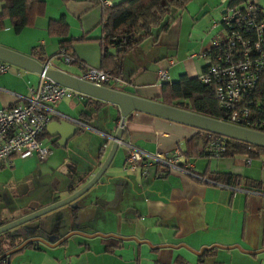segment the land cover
I'll return each instance as SVG.
<instances>
[{"label":"crops","instance_id":"obj_1","mask_svg":"<svg viewBox=\"0 0 264 264\" xmlns=\"http://www.w3.org/2000/svg\"><path fill=\"white\" fill-rule=\"evenodd\" d=\"M123 1L41 0L44 15L34 18L32 27L16 34L5 21L0 46L76 77L83 67L100 69L101 7ZM232 1L192 0L179 18L178 35L171 46L159 44V38L157 44L148 39L123 56L120 77L124 84L114 89L154 101L161 95L159 68L168 70L169 82L182 75L199 77L205 63L190 70L186 62L199 60L210 49L211 43L205 48L202 43L214 18L220 14L211 29L210 42L220 31L225 12L231 7L242 8L245 0L230 6ZM253 1L264 8V0ZM62 20L68 26L69 38L50 37L49 22ZM69 39L78 63L65 68L60 43ZM196 48L197 52L188 55L187 51ZM108 52L115 54L113 46ZM40 78L11 66L8 73L0 75V109L13 106L17 96L28 97ZM89 100L83 96L81 101L70 98L52 105L53 110L80 120L88 128L79 130L64 148L45 131L40 138L49 151L44 166H35L33 157L13 158L0 167L11 171L9 178L0 182V224L26 215L29 207L41 209L55 198H66L67 191L78 190L82 180L97 172L99 150L104 145L102 163L111 149L110 139L121 125V115L114 105H89ZM122 130L111 164L93 188L71 207L44 218L43 229L36 233L13 232L20 244L7 252L8 264H198L200 258L203 264H264V187L253 189L243 184L245 179L264 184V154L243 159L202 156L199 150L208 143L206 134L142 113L125 119ZM123 144L150 155L169 156L179 148L180 164L191 165V172L206 182L162 172L156 165L124 171ZM253 160L260 161V168L251 166ZM227 174L239 176L242 183L237 187L212 180ZM71 208L77 211L74 223Z\"/></svg>","mask_w":264,"mask_h":264},{"label":"built area","instance_id":"obj_2","mask_svg":"<svg viewBox=\"0 0 264 264\" xmlns=\"http://www.w3.org/2000/svg\"><path fill=\"white\" fill-rule=\"evenodd\" d=\"M220 24L221 29L212 37L210 49L201 55L205 65L199 82L213 90L219 108L227 117V121L223 122L264 133V117L260 111L253 110L252 104L248 106L244 103L264 77V8L253 0H245L242 8H229ZM63 60L67 65L73 63L70 57L63 56ZM168 64L172 66L173 62ZM10 68L11 65L0 63V75L8 73ZM82 69L77 78L96 87L114 89L124 84L120 76L109 72L88 67ZM157 78L162 84L168 83V70L159 68ZM70 98L83 100L81 94L41 76L38 85L30 89L28 97L17 96L13 106L0 109V167L7 165L13 158L37 157L40 161L46 160L49 151L40 137L54 120H65L79 129H87L80 120L53 110L52 105ZM226 140L218 136L211 137L200 148L199 154L210 158L222 157L226 151ZM123 145L126 148L124 171L134 172L156 165L162 172H176L201 183L206 182L191 172V165L180 164L179 148L167 156L150 155L131 144ZM246 163L250 164L251 160H246Z\"/></svg>","mask_w":264,"mask_h":264},{"label":"trees","instance_id":"obj_3","mask_svg":"<svg viewBox=\"0 0 264 264\" xmlns=\"http://www.w3.org/2000/svg\"><path fill=\"white\" fill-rule=\"evenodd\" d=\"M241 1L233 0L230 6L238 5ZM190 2L192 0H125L112 7L102 6L99 25L102 34L100 70L120 76L123 56L142 41L153 39V43L157 44L159 36L167 32L170 25L181 17ZM0 4L2 5L0 8V30L4 29L5 21H9L14 32L19 34L23 29L32 27L34 18L44 15V4L41 0H0ZM47 31L50 37L69 38L68 26L63 20L50 21ZM71 41L70 39L63 40L60 43V50L63 56L72 59V64H77L78 62L73 58L70 49ZM110 46H113L115 50L114 55H110L108 52ZM36 51L37 49H34L33 53ZM78 66L80 65L78 64ZM154 101L210 119L227 121L226 114L217 104L213 90L202 85L199 82V77L189 78L182 75L176 82L163 83L161 95ZM101 103L105 104L93 99L88 101L89 105ZM244 103L248 106L252 104V109L260 111V115L264 117V77L259 80L252 94ZM202 133L209 137L207 141L214 136L206 132ZM225 142L226 151L222 157L248 156L254 158L259 154H264L262 148L248 146L229 139ZM103 154L104 146L100 148L97 158L101 160ZM212 180L237 187L242 183V178L232 174L217 175ZM243 184L253 189L264 187L263 183L249 179H245ZM70 218L72 223L76 222V209L71 208ZM1 223L0 226L6 224V222ZM12 234L13 231L0 235V257L19 246V237L12 236ZM30 245L32 243L28 244V246ZM8 260V256L1 259V261H5L4 264H8ZM198 264H203L202 258L199 259Z\"/></svg>","mask_w":264,"mask_h":264},{"label":"water","instance_id":"obj_4","mask_svg":"<svg viewBox=\"0 0 264 264\" xmlns=\"http://www.w3.org/2000/svg\"><path fill=\"white\" fill-rule=\"evenodd\" d=\"M137 40H139V38H137ZM0 62L17 67L29 73L43 76L47 80L81 94L87 99H93L109 105H114L118 108L121 115V125L117 129L116 135L110 139L112 146L106 159L100 163V160L97 158V165L99 166L97 172L91 177L82 180V187L74 192L72 188L67 191L69 195L66 198L62 200H56L55 198L52 200V203L45 205V207H42L41 209L29 207L26 215L0 226V235L6 232H14L18 229L22 230L26 235L36 233L39 229H43V224L41 222H43L44 217L46 218L47 215H51L60 209L71 207L75 201L93 188L110 166L112 158L121 143L124 121L133 113H142L165 119L214 136L264 149V133L243 129L223 121L196 115L153 100L130 95L120 90L96 87L80 80L76 76L51 69L33 58L1 46ZM79 130L80 129L76 125L65 120L52 121L46 128L49 137L55 139L56 145L61 148H64L67 142L71 140ZM5 256L8 255L5 254L0 257V259Z\"/></svg>","mask_w":264,"mask_h":264},{"label":"rangeland","instance_id":"obj_5","mask_svg":"<svg viewBox=\"0 0 264 264\" xmlns=\"http://www.w3.org/2000/svg\"><path fill=\"white\" fill-rule=\"evenodd\" d=\"M219 16H220V14L218 15V17L217 18H214V21L212 22V25L210 26V28L208 27V29H206L205 30V33H204V39H203V43H202V46L205 48L209 43H211L210 42V37H211V32H213V30H211L212 28H213V26H214V24L218 21V19H219ZM178 23H179V19H176L171 25H170V27L168 28V31L167 32H165V33H162L160 36H159V44L160 43H162V42H166L169 46H171L172 44H173V41H174V39L176 38V34L178 35V27H177V25H178ZM177 27V28H176ZM177 29V30H176ZM195 40V38L193 37V38H191L190 39V41L191 40ZM199 49H192V50H190V51H187L188 52V55H190V54H192V53H194V52H197ZM186 52V53H187ZM56 62L58 63V61L56 60ZM63 63V62H62ZM198 63V65H201V64H204L205 63V61L203 60V59H201V58H199V60H190L188 63L186 62V65H185V67L186 68H188V69H190V70H193V69H195V66H196V64ZM182 64V63H181ZM180 64V65H181ZM63 67H65V68H67V67H70V66H68V65H66L65 63H63ZM178 67V66H177ZM180 67V66H179ZM171 78H170V76H169V80H170ZM245 158H247V156H244ZM35 158V166H37V167H40L41 165L42 166H44V163H43V161H40L37 157H34ZM240 159H243V157H240ZM24 162V161H23ZM253 165H251V166H257V167H259L260 168V166H261V163H260V161L259 160H253ZM47 167V166H46ZM18 168V167H17ZM15 170H16V168H14ZM44 169V168H43ZM16 171H18V172H20V171H22L21 169H18V170H16ZM10 170H9V168L8 167H5L4 169H0V182H2L3 180H5L6 181V179H8L9 178V176H10ZM262 174L264 175V168H263V170H262ZM47 216H49V215H47ZM46 216V217H47ZM45 218V217H44Z\"/></svg>","mask_w":264,"mask_h":264},{"label":"flooded vegetation","instance_id":"obj_6","mask_svg":"<svg viewBox=\"0 0 264 264\" xmlns=\"http://www.w3.org/2000/svg\"><path fill=\"white\" fill-rule=\"evenodd\" d=\"M1 262H2V261H1V259H0V264H2Z\"/></svg>","mask_w":264,"mask_h":264}]
</instances>
